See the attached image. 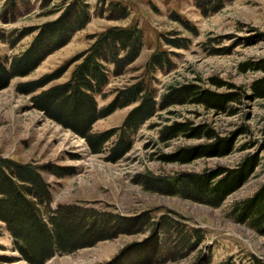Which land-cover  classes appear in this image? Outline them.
<instances>
[{"label": "rangeland", "instance_id": "rangeland-1", "mask_svg": "<svg viewBox=\"0 0 264 264\" xmlns=\"http://www.w3.org/2000/svg\"><path fill=\"white\" fill-rule=\"evenodd\" d=\"M77 16L85 21L69 34ZM47 22L52 24L43 26ZM134 26L143 32L140 57L119 76L112 74L114 64L104 61L109 83L102 92L106 97L95 95L98 109L145 73L146 61L157 50L168 51L173 64L147 75L158 101L171 87L189 84L237 96L227 102L234 112L180 100L159 108L137 131L127 132L132 145L123 158L110 161L116 136L102 153H94L83 136L50 117L35 98L69 80L81 62L72 60L101 34ZM38 36L39 53L52 52L29 74L0 88V159L38 170L51 195L44 210L80 207L86 222L109 233L92 246L58 252L44 264H252L251 254L264 261V232L234 212L236 204L264 186V97L253 96V84L264 78V70L243 71L247 63L264 61V0H223L211 12L196 0H0L3 62L9 65L33 48ZM65 38L68 42L56 48ZM109 53L104 51L106 59ZM68 62L63 74L44 86L18 90L20 83L53 74ZM133 107L117 108L97 120L93 131L120 127ZM175 122L205 125L217 138L163 139L164 127ZM223 141L233 147L228 154L197 151ZM183 150L195 157L169 159ZM249 160L255 166L249 179L218 207L179 192L188 175L238 169ZM197 232L203 233L201 242H196ZM0 255L5 256L0 264H29L2 221Z\"/></svg>", "mask_w": 264, "mask_h": 264}, {"label": "trees", "instance_id": "trees-1", "mask_svg": "<svg viewBox=\"0 0 264 264\" xmlns=\"http://www.w3.org/2000/svg\"><path fill=\"white\" fill-rule=\"evenodd\" d=\"M196 2L204 10L211 12L218 8L223 0H196ZM126 14L127 12L123 16ZM83 19L85 17L77 16L69 34L83 25L85 21ZM51 24L52 22H47L43 26ZM39 28L41 29V27ZM30 29L33 28L27 30ZM39 36L35 41L37 48L31 47L32 49H28L22 55L13 57L9 65L3 62L0 57V88L6 87L10 80L17 76L29 74L46 55L52 52V50H47L39 53L38 49L41 46L42 38ZM142 38V30L135 26L131 29L115 27L108 30L101 34L85 53L78 54L72 60L80 59L81 62L75 66L69 80L40 93L35 98L37 105L45 110L50 117L83 136L94 153H102L105 144L113 136H116V140L108 150L107 159L110 161H118L123 158L132 145V140L127 132L137 131L156 115L159 108L176 104L180 100L183 103L203 104L208 108L226 111L231 108L227 102L234 100L237 96L236 92L223 95L189 84L171 87L158 101L157 90L147 75L158 69H167L173 64L168 51L157 50L146 61L144 65L146 72L134 76L132 83L118 89L114 99L98 109L95 95L101 93L103 97H106V93L102 92L109 83L108 68L104 61L109 60L114 64L113 75L123 74L125 68L140 57L143 48ZM68 40L69 38H65L56 48L64 45ZM105 50L110 52L109 59L104 56ZM71 62L66 63L57 72L39 80L20 83L18 90L29 93L44 86L51 80L60 77ZM249 69L264 70V61H253L243 67V71ZM212 80L214 83L222 84L221 81ZM253 92L254 97H264V78L255 81ZM132 105L134 107L120 127L99 132L93 131V125L97 120L107 117L117 108ZM230 112H234V110L231 108ZM180 135L217 138L216 133L205 125L191 126L187 123L175 122L163 129V139H172ZM232 149L229 142L223 141L215 146H203L197 151L201 155L213 154V152L225 155ZM192 156L195 157L193 152L183 150L178 156L169 157V159L187 161ZM252 162L253 160H249L238 169L218 168L188 175L182 178L184 185L179 187V192L218 207L249 179L255 169ZM50 200L49 185L35 167L9 159H0V221L6 224L21 258L27 263L44 264L58 252H73L79 248L92 246L98 240L103 239L105 235L109 236L105 226H99V229H96L92 223L86 222L81 217L82 209L80 207L61 206L54 213L44 210L42 205L48 207ZM234 212L242 220H249L255 229L264 232V186L254 196L236 204ZM202 239L203 233L197 232L196 242H201ZM250 256L252 264H264V261L256 255L251 254ZM4 258L5 256L0 255V259Z\"/></svg>", "mask_w": 264, "mask_h": 264}]
</instances>
